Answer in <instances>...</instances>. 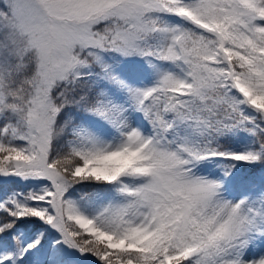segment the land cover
Returning a JSON list of instances; mask_svg holds the SVG:
<instances>
[{"label": "snow or ice", "instance_id": "1", "mask_svg": "<svg viewBox=\"0 0 264 264\" xmlns=\"http://www.w3.org/2000/svg\"><path fill=\"white\" fill-rule=\"evenodd\" d=\"M0 264H264V0H0Z\"/></svg>", "mask_w": 264, "mask_h": 264}]
</instances>
